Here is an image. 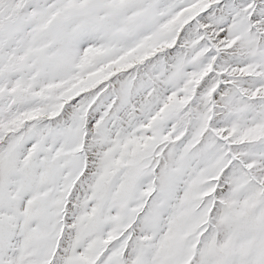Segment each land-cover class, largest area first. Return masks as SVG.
I'll return each instance as SVG.
<instances>
[{"label":"snow or ice","instance_id":"6c2138e0","mask_svg":"<svg viewBox=\"0 0 264 264\" xmlns=\"http://www.w3.org/2000/svg\"><path fill=\"white\" fill-rule=\"evenodd\" d=\"M0 264H264V0H0Z\"/></svg>","mask_w":264,"mask_h":264}]
</instances>
